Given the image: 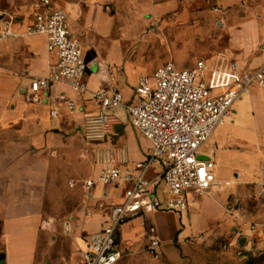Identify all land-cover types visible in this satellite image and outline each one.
Here are the masks:
<instances>
[{
  "label": "crops",
  "instance_id": "1",
  "mask_svg": "<svg viewBox=\"0 0 264 264\" xmlns=\"http://www.w3.org/2000/svg\"><path fill=\"white\" fill-rule=\"evenodd\" d=\"M25 1L0 0V29L12 22L15 32L23 30L32 13V2L26 4ZM135 1L138 3L134 5ZM140 1L58 0L53 3L66 13L69 32L82 47L88 65L84 75L88 91L103 86L112 73L124 103L135 101L133 88L138 78L151 74L167 62L150 64V60L135 59L137 53H145L137 51L136 40L130 41L118 63H111L96 50H88L94 45L89 31L101 27L113 31L114 17L123 14L125 7L135 10V23L141 26L136 37L144 44L146 52L153 55H158L160 40L165 46L169 45L164 33L167 25L186 29L190 40L188 48H193L196 56H203L202 60L207 62L234 60L241 71L256 69L264 63V0H143L141 7ZM200 1L219 6L224 15L212 9L214 24L202 27L196 18L187 25L191 9ZM106 4L113 5L112 15L105 12ZM54 61L43 35L0 38L2 264H79L89 236L99 230L107 218L108 208L99 204L121 201L122 189L96 185L91 196L85 194L83 181L98 173L92 157L93 174L79 180L80 202L74 219L66 223L64 229L55 224L51 225L54 230L47 228L43 202L48 193L50 169L87 168V153L91 149L82 138L81 128L85 117L97 112L88 92L78 94L64 82L52 84L40 92L35 101L24 100L32 80L46 75ZM58 96L73 100L76 109L67 110L63 101L56 100ZM237 105H245L250 114L249 125L245 126L255 130L261 142L258 150L261 164L264 160V87L253 86L248 94L236 100L233 114ZM51 109L56 110L54 118L49 115ZM110 114L112 140L104 145L123 147L130 160L144 162L149 142L130 124L124 106L111 110ZM244 142L248 144L249 140ZM205 144L200 148L201 153L215 149L205 148ZM158 172L159 167L152 165L145 175L153 178ZM235 176H242V172ZM256 183L238 180L239 191L229 190L224 196L217 190L202 195L192 193L186 211L151 214L149 219L161 239L157 258L146 250L144 218L131 219L117 232L121 256L115 264H264V195L256 194ZM70 187L74 188L75 184ZM250 224L254 225L253 230ZM241 238H245V242L239 244Z\"/></svg>",
  "mask_w": 264,
  "mask_h": 264
},
{
  "label": "built area",
  "instance_id": "2",
  "mask_svg": "<svg viewBox=\"0 0 264 264\" xmlns=\"http://www.w3.org/2000/svg\"><path fill=\"white\" fill-rule=\"evenodd\" d=\"M30 19L20 32L12 22L0 29V38L14 35H43L55 61L46 75L32 80L24 100L38 99L40 92L52 84L64 82L78 94L89 93L97 112L85 117L81 135L92 151L98 167L95 177L85 179V194L100 185L122 189L120 202L110 200L99 204L108 208L103 226L93 232L81 254L79 264H115L121 251L117 232L133 218H144L146 250L160 256L161 239L149 216L158 211L184 212L188 197L209 191H222L231 185L230 180H218L213 171L215 149L201 153V146L219 125L233 112V104L248 94L253 86L264 87V63L256 69L241 71L237 61L207 62L199 59L193 66L179 69L172 62L160 66L149 75L138 78L133 88L135 101L124 103L123 95L110 73L107 82L94 91H88L84 75L88 69L82 47L71 36L67 16L51 0H33ZM213 10L221 16L219 6ZM69 111L76 109L73 100L58 96ZM124 106L130 124L149 142L144 162L129 159L123 147L104 145L112 138L113 117L110 111ZM49 115L54 118L56 110ZM206 159H199V156ZM157 165L159 172L148 178V167ZM256 194L264 195V160L259 167ZM249 228L254 229L250 224Z\"/></svg>",
  "mask_w": 264,
  "mask_h": 264
},
{
  "label": "rangeland",
  "instance_id": "3",
  "mask_svg": "<svg viewBox=\"0 0 264 264\" xmlns=\"http://www.w3.org/2000/svg\"><path fill=\"white\" fill-rule=\"evenodd\" d=\"M56 1L58 0H51L52 4H56ZM31 2H33V0L25 1L26 4ZM137 3L138 2L135 1L134 5ZM139 4L140 7L143 6L144 1L141 0ZM134 5H132L133 8ZM212 9L213 4L200 1L199 5L196 4L194 9H191V13L194 14L190 13L186 24L190 25L194 23V21L197 20L196 18H199L202 27L214 24L213 21L215 19L213 18L214 14ZM104 10L110 15L115 12L113 5L110 4L104 5ZM134 11L135 10L125 7L123 14L121 13V15L114 17L116 25L115 28L112 29L113 31L103 27L99 30L95 28L90 30L89 35L94 40V45L89 46L88 50L90 52L96 50V52L111 63H118L121 61L127 45L132 43L130 41L136 40L138 42L137 51L143 52L144 50L145 53L141 55L137 53L135 59L150 60L152 61L150 64L167 60V62H172L175 67L183 69L193 66L194 62L198 59H203V56H196V52L193 48H188L190 43L188 32L186 29L178 26L171 27L165 25L167 28H165L164 33L167 41H169V45L165 46V42L160 40L161 44L158 46V55H153L150 51L146 52L144 44L136 37V32L141 26L135 23ZM190 46H192V44H190ZM171 54L173 56L169 57ZM208 61L210 62L211 60ZM244 107L245 105H237L236 114L232 113L224 124L217 126L205 142L206 144L204 143L205 148H215L213 171L216 178L221 180H233L228 188L222 191H216L222 196L226 195V192L229 190L238 192V180H248L252 183H256L259 177L258 167L261 160L258 150L261 142L255 130L252 131L250 127L245 126L246 124L249 125L247 120L250 118V114ZM239 117L241 119L237 121ZM232 120H234V122H232ZM250 132L251 134H249ZM247 139L249 140L248 144L244 142ZM227 148H230L231 151ZM91 153V150L87 153L89 154L86 158L87 168L82 170H79V168L73 170L50 169L47 187L48 193L43 202L44 211L46 212L44 219L47 223V228L49 227L51 230H54L51 225L55 224L58 228L63 227L64 229L66 223L74 219V212L80 202V190L78 189L80 187L79 180L93 174V155ZM240 172H242V176L236 177L235 175ZM72 183L75 184L74 188L70 187Z\"/></svg>",
  "mask_w": 264,
  "mask_h": 264
},
{
  "label": "water",
  "instance_id": "4",
  "mask_svg": "<svg viewBox=\"0 0 264 264\" xmlns=\"http://www.w3.org/2000/svg\"><path fill=\"white\" fill-rule=\"evenodd\" d=\"M199 159H206V157L203 156V155H201V156H199ZM244 242H245V238H241V239L239 240V244H242V243H244ZM3 258H4V255H3V254H0V264H2V260H3Z\"/></svg>",
  "mask_w": 264,
  "mask_h": 264
}]
</instances>
